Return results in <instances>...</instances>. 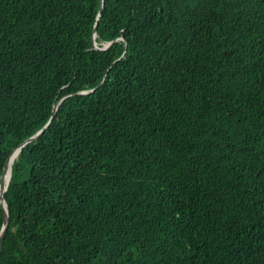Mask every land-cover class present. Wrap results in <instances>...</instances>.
I'll list each match as a JSON object with an SVG mask.
<instances>
[{
    "label": "trees",
    "instance_id": "1",
    "mask_svg": "<svg viewBox=\"0 0 264 264\" xmlns=\"http://www.w3.org/2000/svg\"><path fill=\"white\" fill-rule=\"evenodd\" d=\"M102 1L0 0V264H264V0Z\"/></svg>",
    "mask_w": 264,
    "mask_h": 264
},
{
    "label": "water",
    "instance_id": "2",
    "mask_svg": "<svg viewBox=\"0 0 264 264\" xmlns=\"http://www.w3.org/2000/svg\"><path fill=\"white\" fill-rule=\"evenodd\" d=\"M102 0H101V3H100V7H99V12H98V15H97V18L100 17L101 15V11H102ZM96 30V25L94 27V32ZM95 35V34H94ZM110 44V42H108L105 46L107 47L108 45ZM94 45L96 46V43L94 42ZM92 89L90 90H87V91H82V92H89L91 91ZM57 105L54 106L53 108V112L55 111ZM50 121V120H49ZM49 121L40 129L38 130L35 134H33L32 136L28 137L27 139H25L22 143H20L17 147L13 148L8 155H11V154H14L19 152V150L21 149V147L23 145H25L26 143L36 139L44 130L45 128L49 125ZM10 171H11V167H10ZM3 173H4V167L2 168V172H1V175H0V185H2L3 183ZM9 178H10V172H9V176H8V180H7V183L6 185L4 186V189L2 191H0V206L2 208V215H3V221H2V227H1V230H0V250H1V246H2V243H3V239H4V236H5V233H6V228H7V225H8V213H7V208H6V203H5V200H4V192L7 188V184H8V181H9Z\"/></svg>",
    "mask_w": 264,
    "mask_h": 264
},
{
    "label": "bare ground",
    "instance_id": "3",
    "mask_svg": "<svg viewBox=\"0 0 264 264\" xmlns=\"http://www.w3.org/2000/svg\"><path fill=\"white\" fill-rule=\"evenodd\" d=\"M11 156H12V162H13V159L16 157V153H14V154H11V155H9L8 156V158H7V160H8V166H7V169H6V171H5V173L3 174V177H6V178H3V182H5V184L2 186V188L4 189V186L6 185V183H7V180H8V176H9V172H10V158H11ZM7 160H6V162H5V168H6V164H7ZM12 165V164H11ZM5 168H4V170H5ZM1 188V189H2ZM2 189V190H3ZM1 191V190H0Z\"/></svg>",
    "mask_w": 264,
    "mask_h": 264
}]
</instances>
